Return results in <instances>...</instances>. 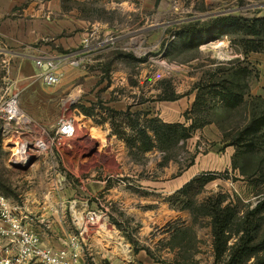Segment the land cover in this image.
<instances>
[{"label":"rangeland","instance_id":"obj_1","mask_svg":"<svg viewBox=\"0 0 264 264\" xmlns=\"http://www.w3.org/2000/svg\"><path fill=\"white\" fill-rule=\"evenodd\" d=\"M227 15L264 17V0H0L2 90L13 92L14 83L20 81L14 69L26 58L16 53H65V46L54 42L75 40L95 22L118 36L113 48L105 47L110 52L93 55L91 50L81 66L66 64L71 68L58 88L71 89L62 91L63 102L53 122L35 121L32 134L24 131L11 138L15 133L4 130L0 120V192L19 200L41 177L53 179L56 191L62 177L77 194L80 191L87 211L107 214L105 229L90 226L95 243L93 250L83 248L86 264H130L132 256L134 264H253L264 256V210L253 213L264 198V137L253 152L237 157L235 146L228 145L264 110V35L217 33L211 40L206 34L195 47H187L184 39L187 30L196 31L199 25ZM254 45H259L257 51L252 50ZM97 57L102 62L95 61ZM241 68L245 73L234 80L243 101L230 108L212 88L214 75ZM172 94L183 96L175 101L159 99ZM73 96L77 99L71 104ZM142 100L148 102L150 113L141 115V122L157 117L185 126L196 120L197 126L187 138H177L179 130L172 140L146 152L132 147L113 133L112 110L118 109L111 106L116 101ZM182 101L191 102L177 121H164L175 118L171 114L176 102ZM127 110L130 106L119 111ZM186 111L191 118L184 116ZM65 116L80 121L72 138L49 144L48 153L34 156L26 169L8 163L15 138H51ZM114 118L125 137L132 134L129 117ZM34 163L38 167H31ZM197 176L211 178L180 191ZM218 212L222 220L228 218L221 253L214 236ZM246 242L247 254L241 253L239 262L234 254ZM139 251L148 257L137 259Z\"/></svg>","mask_w":264,"mask_h":264},{"label":"built area","instance_id":"obj_2","mask_svg":"<svg viewBox=\"0 0 264 264\" xmlns=\"http://www.w3.org/2000/svg\"><path fill=\"white\" fill-rule=\"evenodd\" d=\"M117 38L112 33L94 38L89 34L81 45V56L71 57L69 63L80 66L86 53L98 48H110ZM33 61L38 77L45 86L51 87L60 82L61 74L58 70L63 62L60 57L42 53L36 55ZM0 120L4 130L9 129L15 133L11 138L24 131L30 134L35 131V121L22 110L17 94L9 92L8 88L0 89ZM78 123L80 121L75 117L65 116L51 138H15L14 150L9 154L8 163L24 166L32 158L47 154L49 144H59L66 138H72ZM18 210V206L0 192V264H84L83 248L91 235L90 226L103 227L107 216L102 210L90 209L83 217H76L75 232L69 236L64 247L54 249L45 246L40 235L24 224Z\"/></svg>","mask_w":264,"mask_h":264},{"label":"crops","instance_id":"obj_3","mask_svg":"<svg viewBox=\"0 0 264 264\" xmlns=\"http://www.w3.org/2000/svg\"><path fill=\"white\" fill-rule=\"evenodd\" d=\"M66 25L69 26L70 24H65L63 27H66ZM89 25H91V28L86 29V27V30L82 34V36L76 38L75 40L69 39V42H65L63 40H60L58 42V40H56V42H54L55 45L58 44L65 46L64 49L66 51L65 53H59L55 50L51 51L53 55L60 57L63 60L58 70L61 74L60 82L63 81L64 78L66 79L68 77V72L71 66H73L69 63L70 58L81 56L82 52L80 51V49L85 37H88L89 34H92V37L94 38V36L99 37L112 33L111 31L104 30V25L100 24L99 22H95L93 24L89 23ZM76 44H79L78 46L80 47L69 50ZM109 50L110 49L105 48L94 49L93 55H101ZM25 51L26 52L16 53L18 56H21V58L26 59H22V63L21 60H18L19 65H17L14 69L16 78L20 79V81L16 80V82L14 83L13 92L17 94L18 103L22 110L32 120L38 122H53L55 120V115L59 111V105L61 106L63 102V99H61L60 97V95L63 93L62 91H67L71 88L66 87L63 90L61 88H58L60 82L57 85L51 87L45 86L42 83V80L38 77L36 67L34 66L33 58L37 55L36 51ZM116 53L122 54L123 51H116ZM86 55L87 53L83 57V64L85 62ZM95 61L102 62L101 57H97ZM66 64H69L71 66ZM99 84L98 86L102 85ZM86 85L87 84H85L84 86L85 88ZM81 88L82 87L79 88V91H81ZM78 94L79 98L81 99V93L78 92ZM76 99L77 98L74 97L70 99L69 102L73 104L76 102ZM188 102L191 101H182L178 104L176 102L175 112L171 114L175 118H165L166 120L164 121H177V117L180 116L181 112L189 107ZM147 103L148 102L146 100H142L140 102L131 101L129 103H127L126 101H116L114 102V104H112L111 107L118 110H126L130 106L131 111H147ZM116 104H118L119 106L115 107ZM160 117L163 119V116ZM109 130L110 129L108 128L107 132ZM31 167L36 168L38 167V164L34 163ZM37 183L38 184L36 185V187H32L30 189V192L21 195V198L19 200H10L16 206H18V211L24 224L40 235L41 240L45 246L52 247L54 249L62 248L68 242L69 236L76 230V217L84 216L87 211L86 199L80 191L79 194H77L73 189L70 188L67 183H64L63 177L60 178L61 188H59V191H56L55 188H53V185H55L53 179L51 180L46 177H41L38 178ZM70 190L71 192L73 190V194H71ZM76 214L78 216H76ZM94 243V239L92 237H89L84 247H86L87 250H93ZM146 257L148 256L145 251H139L137 254V259L141 261H143ZM83 263L86 264L84 257ZM129 263H136L134 256H132V259L129 261ZM147 263L151 264V262L149 261Z\"/></svg>","mask_w":264,"mask_h":264},{"label":"trees","instance_id":"obj_4","mask_svg":"<svg viewBox=\"0 0 264 264\" xmlns=\"http://www.w3.org/2000/svg\"><path fill=\"white\" fill-rule=\"evenodd\" d=\"M236 32H244L253 36L264 35V17L259 18H244L241 16L227 15L215 18L208 22L199 25V28L196 31L187 30L184 35L185 43L187 47H195L202 44L205 41V36L208 35L209 39L214 40L215 35L219 34H234ZM259 45H254L252 47L253 51L258 50ZM246 68L236 69L228 74H224L223 76L214 75L215 82H213L212 88L215 90V94L220 98L221 102L224 103L225 106L230 108H235L239 106L243 101L242 93L237 89L238 82L234 80L239 74H244ZM183 95H174L159 98L164 101H175L179 99ZM200 96L199 93L196 95V99L192 106V111H195V108L198 105ZM202 101H204L202 99ZM112 126H115L113 133L118 137L123 138L127 144H130L132 147H137L140 150L146 152L153 149L157 143H165L173 139V134L181 131L177 138H187L194 128H196L197 123L196 120H192L191 125L185 126L183 123H165L162 122L157 117H152L150 119H146L145 122H141V115L147 116L150 111L141 112L140 110L131 112L127 110L125 112L119 110H112ZM189 111L184 113V116L189 119L187 114ZM126 115L129 117L130 126L132 127V134L125 137V133L120 130L121 125L115 123V115ZM202 124V123H201ZM264 110L261 111L260 114L254 116L249 124L241 129L238 135L232 140L228 145H233L236 148V157L244 151L253 152L255 147L257 146V141L260 137H264ZM245 139L246 143L243 144L241 141ZM245 146L244 150H241V147ZM233 167H237V162L233 160ZM202 177V178H201ZM211 177H203L197 176L191 179L188 183H186L180 191H187L193 183L197 181H207ZM229 209V208H227ZM264 210V198L261 199L257 205L255 206L253 213H258ZM225 210H223L224 212ZM220 212L215 214V222H214V236H215V245L218 253H221L226 248L227 236L225 235L226 231V220L221 219ZM226 223V224H225ZM249 247V242L243 243L240 247V251L234 254V259H237L239 262L241 261V253L245 254L247 248ZM249 251L248 253L252 252ZM247 254V253H246ZM245 254V255H246ZM240 258V259H239ZM253 264H264V256L258 257Z\"/></svg>","mask_w":264,"mask_h":264},{"label":"water","instance_id":"obj_5","mask_svg":"<svg viewBox=\"0 0 264 264\" xmlns=\"http://www.w3.org/2000/svg\"><path fill=\"white\" fill-rule=\"evenodd\" d=\"M34 160H35V158H33V159H31L26 165H24V166H19V167H23V168H28L33 162H34ZM16 166H18V165H16Z\"/></svg>","mask_w":264,"mask_h":264},{"label":"bare ground","instance_id":"obj_6","mask_svg":"<svg viewBox=\"0 0 264 264\" xmlns=\"http://www.w3.org/2000/svg\"><path fill=\"white\" fill-rule=\"evenodd\" d=\"M92 129V128H91ZM91 134V133H90ZM103 229H105L106 227L104 226V227H102Z\"/></svg>","mask_w":264,"mask_h":264}]
</instances>
